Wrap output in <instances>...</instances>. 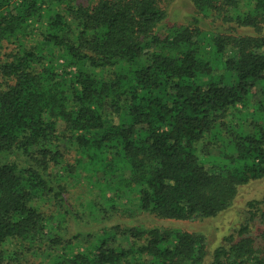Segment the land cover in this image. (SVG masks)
Segmentation results:
<instances>
[{"label": "trees", "instance_id": "1", "mask_svg": "<svg viewBox=\"0 0 264 264\" xmlns=\"http://www.w3.org/2000/svg\"><path fill=\"white\" fill-rule=\"evenodd\" d=\"M162 1L0 0V264H264V198L212 252L113 222L213 218L264 178V0L171 26Z\"/></svg>", "mask_w": 264, "mask_h": 264}, {"label": "rangeland", "instance_id": "2", "mask_svg": "<svg viewBox=\"0 0 264 264\" xmlns=\"http://www.w3.org/2000/svg\"><path fill=\"white\" fill-rule=\"evenodd\" d=\"M84 3H89L91 0H80ZM162 6L167 10L166 24L171 26L173 24H191L197 12L190 0H163ZM207 28L209 24L207 20L200 23L201 27ZM76 193L78 190L75 191ZM264 198V178L253 180L246 185L240 187L239 192L233 204L218 216L203 219V220H172L161 219L150 215L148 213H136L128 211L129 216H122V218H115V221L122 223H141L147 226L173 227L182 228L188 231L202 233L207 239V246L209 252H212L218 245L224 241V237L230 233L240 219V214L244 209L246 202L252 199ZM130 212H132L131 215ZM131 215V216H130ZM210 256H207L204 264H208Z\"/></svg>", "mask_w": 264, "mask_h": 264}]
</instances>
